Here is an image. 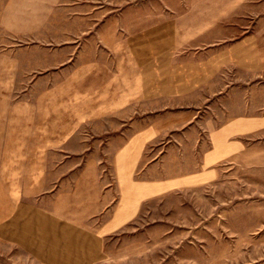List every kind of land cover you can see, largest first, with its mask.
Wrapping results in <instances>:
<instances>
[{
    "label": "rangeland",
    "instance_id": "obj_1",
    "mask_svg": "<svg viewBox=\"0 0 264 264\" xmlns=\"http://www.w3.org/2000/svg\"><path fill=\"white\" fill-rule=\"evenodd\" d=\"M164 49L176 64L230 54L192 97L214 129L264 115V0H0V264H43L13 239L20 206L44 212L62 187L122 179L135 132L179 121L188 96L143 87ZM230 140L213 180L146 200L94 264H264V128Z\"/></svg>",
    "mask_w": 264,
    "mask_h": 264
},
{
    "label": "crops",
    "instance_id": "obj_2",
    "mask_svg": "<svg viewBox=\"0 0 264 264\" xmlns=\"http://www.w3.org/2000/svg\"><path fill=\"white\" fill-rule=\"evenodd\" d=\"M236 48L240 53L238 58H243L244 44ZM159 54L165 61L160 63L158 80L143 81L153 74V70L144 68L141 72L143 87L159 89L163 95L188 96L187 102L179 106L178 123L157 120L142 125L122 150V157L128 159L120 162L124 171L122 179L115 170L112 182L102 183L98 179L66 189L62 187L66 199L62 197L51 208L46 204L44 212L32 203L20 206L13 217V239L23 249L33 251L43 264L97 263L103 257L106 237L130 223L146 200L213 180L214 165L229 156L236 146V141L230 137L237 133H256L264 128V115L250 113L214 129L212 118L205 119V104L197 106V101L192 100L197 90L202 92L208 88L209 91L214 67L216 70L226 63L230 54L221 52L213 58L191 59L185 64L169 59L174 57L173 54L170 57V50H161ZM192 133L198 137L194 144L198 152L206 138L209 144L203 149L199 170L192 166ZM165 136L170 137L165 140ZM154 142L162 157L146 161L145 151Z\"/></svg>",
    "mask_w": 264,
    "mask_h": 264
}]
</instances>
